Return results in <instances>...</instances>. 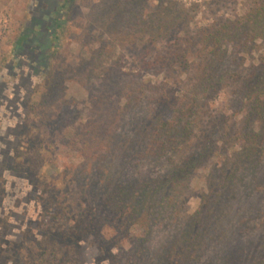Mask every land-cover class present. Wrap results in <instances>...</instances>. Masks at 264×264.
Returning <instances> with one entry per match:
<instances>
[{"label":"rangeland","instance_id":"1","mask_svg":"<svg viewBox=\"0 0 264 264\" xmlns=\"http://www.w3.org/2000/svg\"><path fill=\"white\" fill-rule=\"evenodd\" d=\"M64 1L0 0V264H23L45 233L60 239V232L44 228L42 220L62 202L103 244V236L113 234V225L120 222L107 206V175H113L115 185L161 175L166 169L159 158L146 156L149 140L142 127L152 102L160 105V94L174 86L173 78L183 81L186 74L177 72L171 78L140 65L145 45L130 40L142 33L143 13L169 1L186 10L193 27L234 17L250 3L75 0L60 11ZM160 42L163 46L173 41ZM258 43L246 58L244 77L263 56L264 39ZM207 109L194 127L193 140L214 126L228 129L248 111V104L228 88ZM90 127L101 128L97 141L86 145L91 143ZM103 143L110 149H95ZM231 157L214 158L194 174L188 214L200 207L204 193L222 177ZM44 182L50 185L46 197L41 190ZM239 183L240 201L235 202L227 231L224 227L223 236L212 235L201 258L190 264H257L263 257L264 155L254 173ZM129 230L125 247L112 255L90 246L91 237L81 241V264L163 263L159 252L174 240L178 225L165 215L152 225L148 239L139 223Z\"/></svg>","mask_w":264,"mask_h":264},{"label":"trees","instance_id":"2","mask_svg":"<svg viewBox=\"0 0 264 264\" xmlns=\"http://www.w3.org/2000/svg\"><path fill=\"white\" fill-rule=\"evenodd\" d=\"M74 1L65 0L59 10ZM249 2L241 14L193 27L186 10L169 1L165 7L143 13L142 33L138 39L131 35L133 40H130V44L145 45L139 53L140 65L168 73L171 78L177 72L186 74L183 81L173 78L174 86L170 85L160 94V105L152 102L142 127L149 140L146 156L159 158L166 169L161 175L128 183L118 181L115 185L113 175H107L110 186L107 206L120 221L113 225V234L103 236V242L107 244H102L100 237L82 224L80 218L73 215V208L65 202L60 203L56 211L52 208L44 215L42 224L44 228L59 231L60 239L45 233L23 264H55L59 261L81 264L80 243L89 242L90 237V246L112 255L115 250L125 247L132 224H141L148 239L152 225L154 227L165 215L175 220L178 230L171 244L159 252L163 263L157 264L195 262L204 254L212 235L221 233L223 236L224 227L226 229V224L232 222L235 202L240 201L237 184L254 173L264 155V53L257 64L251 65L249 74L242 75L247 56L258 49L259 39H264V0ZM160 41L173 42L161 46L157 44ZM183 84H186L185 89ZM228 88L248 104V111L228 129L221 131L220 127L214 126L208 133H203V137L193 140L194 127L208 114L211 100ZM100 128H89L87 138L91 143L86 145L97 141ZM107 144H100L95 149L109 150ZM231 155L223 166L222 177L212 181L200 207L188 214L186 202L194 174L208 161L214 158L225 161ZM31 170L37 175L40 172L34 166ZM118 176H121L120 172ZM245 186L251 189L248 183ZM41 190L46 197L50 191L49 183L44 182ZM257 264H264V255Z\"/></svg>","mask_w":264,"mask_h":264}]
</instances>
